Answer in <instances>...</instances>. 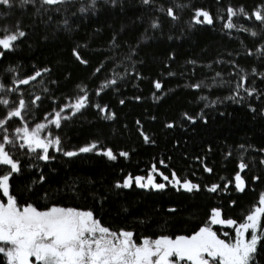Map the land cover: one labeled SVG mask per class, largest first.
<instances>
[{"label": "trees", "instance_id": "1", "mask_svg": "<svg viewBox=\"0 0 264 264\" xmlns=\"http://www.w3.org/2000/svg\"><path fill=\"white\" fill-rule=\"evenodd\" d=\"M81 6V0L0 5V26L15 31L18 24L26 33L13 50L0 49V100L8 101L0 104V120L24 99L28 111L10 122L39 124L87 94L88 106L63 119L53 136L66 151L96 142L102 150L112 149L117 160L95 151L67 157L55 150L48 160L15 155L21 170L9 183L17 205L91 211L111 231H131L137 244L191 236L209 224L213 209L224 219L244 222L264 194V25L252 15L264 12V0H154L150 5L96 0L84 13ZM169 7L177 19L167 15ZM229 7L238 12L231 30L225 27ZM197 10L208 11L213 23H195ZM36 72L41 76L35 81L19 84ZM112 79L117 83L104 88ZM196 84L202 86L196 89ZM36 96L41 99L32 104ZM121 151L127 158L119 156ZM241 161L247 164L241 173L244 191L237 190L234 179ZM154 165L200 190L173 187L152 172ZM149 173L166 187H115L128 175ZM213 185H219L217 191L209 192ZM212 228L233 241V227ZM0 264H5L1 256ZM253 264H264V240Z\"/></svg>", "mask_w": 264, "mask_h": 264}, {"label": "snow or ice", "instance_id": "2", "mask_svg": "<svg viewBox=\"0 0 264 264\" xmlns=\"http://www.w3.org/2000/svg\"><path fill=\"white\" fill-rule=\"evenodd\" d=\"M36 0H22L23 4L35 3ZM71 0H40L41 4L55 6L58 4L69 3ZM79 11L87 12L94 8L96 0H88L83 3ZM145 5L154 3V0H143ZM0 5L11 8L14 0H0ZM164 11L163 8L160 9ZM239 14H244V9L238 10ZM228 22L225 27L229 30L236 27L232 17L238 15L237 10L229 7L227 9ZM167 15L173 20L177 15L172 7L167 9ZM256 21L264 25V12L257 11L252 14ZM203 17V20L200 19ZM67 23V21H65ZM195 23L212 24L213 18L208 11L197 10L195 12ZM153 28L158 27L153 23ZM246 30V29H242ZM0 49L13 50L16 42L23 38L26 33L19 28L12 31L8 25L0 26ZM255 36L256 33L252 32ZM81 63H87L79 53H74ZM3 51H0V57ZM96 71H100L98 68ZM219 75V74H217ZM41 76L36 72L30 78L20 79V85H28ZM244 78L242 77V81ZM117 81L112 79L103 87L107 88L115 85ZM157 90L162 85L160 82L154 84ZM202 85L196 84L193 87L199 89ZM239 87H243L241 83ZM15 91V89H13ZM81 91H84L81 89ZM254 90H247V94L252 96ZM101 92L97 91L96 95ZM239 95V91H237ZM235 99V97H229ZM36 96L31 101L35 104L40 100ZM206 99V97H202ZM89 97L87 94L80 96L70 105H66L55 113V119L50 123L56 128L61 127V119H68V116H61L67 109H73L72 115H75L81 109L88 106ZM123 103V101H121ZM0 104L7 106V100H0ZM28 103L24 99L18 101V106L9 114V120L12 118H23V114L28 111ZM100 108L99 105H97ZM100 111L106 112V108H100ZM185 117L195 122L194 118ZM8 122L0 120V131L5 129ZM168 127H173L168 124ZM46 128L45 124H38L34 130L29 127H17L15 131L22 133L24 143L19 144V148L25 147L29 152L36 153L42 150L37 156L38 159L48 160L49 148L54 147L56 151L63 152L67 157H74L80 153L94 152L98 155H104L110 161L117 160V155L112 149H100L98 143L93 142L82 146L75 151H66L62 147L59 137L50 139L41 138V131ZM143 135V133H142ZM144 139L148 142L149 138L145 135ZM0 142V193L7 198L6 203L0 202V254L6 258V264H253L255 254L260 241L264 240V227L261 226V219L264 217V194L259 199V205L246 215L244 222L237 223L233 219L222 218L220 210L213 209L211 212L209 224L202 226L191 236H178L170 238L162 236L160 238L149 240L144 239L141 244L133 240L131 231H120L119 233L111 231L102 226L101 222L94 218L91 211H78L73 208L52 207L46 211H40L32 205L19 207L13 195L10 194V179L13 174L20 172L19 160L12 155V149L17 146L15 139L9 135H3ZM7 146V147H6ZM120 157L127 158L128 153L119 152ZM163 163V161H161ZM166 166V165H165ZM239 172L234 177L237 190L244 191L245 181L241 173L247 168V164L241 161L238 165ZM211 172L210 168H205ZM152 172H156L164 181L173 187L179 186L185 191H199L200 186L192 183L190 180H182L175 172H172L171 179L168 175L158 172L155 165ZM43 181V177H41ZM135 184L139 188H151L162 190L166 187L165 183H157L156 178L149 173L147 177L128 175L122 183H116V188H130ZM219 185H213L207 190L209 192L217 191ZM212 225H225L233 227L235 231L234 242H226L221 239L217 232L213 230ZM251 232L250 237L248 233ZM224 235H228L224 233ZM34 258V259H33Z\"/></svg>", "mask_w": 264, "mask_h": 264}, {"label": "rangeland", "instance_id": "3", "mask_svg": "<svg viewBox=\"0 0 264 264\" xmlns=\"http://www.w3.org/2000/svg\"><path fill=\"white\" fill-rule=\"evenodd\" d=\"M10 28H11L12 31H14V29L12 27H10ZM68 105H70V104H68ZM72 112H73V109L69 108V109H67V111L62 112L61 113V116H69V115L72 114ZM55 113L56 112L52 113L47 118H45V120L43 122L39 123V124H45L46 125V128L44 130H42L41 133H40L41 138H43V139H50L52 137H55V135L53 136V134H54V132H55V130L57 128L53 124L50 123L51 120H53V119L56 118L55 117ZM62 120L63 119H61V121ZM3 121H7L8 123L6 124L5 129L2 130V131H0V142H3L2 141L3 135H9L10 138L16 140L17 146L14 149H12V155L13 156L18 155V154H25V155H28V156L35 155V154H41L42 150H37L36 153H33V152H29L26 147L24 149L19 148L18 145L24 143V141L22 139V135L23 134L22 133H17L15 131V129L17 127H20V128L29 127L30 130H34L38 124H30V125L28 124V125H24V126L23 125H20V124H16L15 125V124H13V123L10 122L9 117H7L6 119H4ZM51 134H52V136H50ZM54 151H55V148L54 147L49 148V152H54ZM0 202H2V203H6L7 202V198L6 197H3L2 196V193H0ZM218 226L225 227V228L227 227L225 225H218ZM247 235H248V237H250L251 232H249ZM233 238L234 239L231 242H234V240H235V231H234V237ZM228 241L230 242V240H228ZM0 256L2 257V259L4 260V262L6 264V258L2 254H0Z\"/></svg>", "mask_w": 264, "mask_h": 264}]
</instances>
